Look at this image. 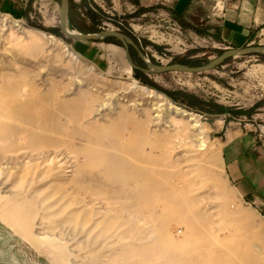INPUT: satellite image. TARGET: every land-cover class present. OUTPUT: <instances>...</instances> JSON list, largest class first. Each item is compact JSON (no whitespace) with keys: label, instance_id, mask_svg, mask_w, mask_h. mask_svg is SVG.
Returning a JSON list of instances; mask_svg holds the SVG:
<instances>
[{"label":"rangeland","instance_id":"obj_1","mask_svg":"<svg viewBox=\"0 0 264 264\" xmlns=\"http://www.w3.org/2000/svg\"><path fill=\"white\" fill-rule=\"evenodd\" d=\"M61 1L0 9V264H264V55L148 73L115 39L68 38ZM138 2L70 0L69 27L124 32L163 65L228 48L169 4ZM233 141L256 196L228 175Z\"/></svg>","mask_w":264,"mask_h":264},{"label":"crops","instance_id":"obj_2","mask_svg":"<svg viewBox=\"0 0 264 264\" xmlns=\"http://www.w3.org/2000/svg\"><path fill=\"white\" fill-rule=\"evenodd\" d=\"M30 0H0V9L15 15ZM169 4L173 13L194 26H203L214 33L229 49L264 44V0H139L149 8L158 3ZM245 142L233 141L226 146V170L229 177L246 194L256 196L258 189H249L248 175L243 168ZM244 163H246L244 161Z\"/></svg>","mask_w":264,"mask_h":264},{"label":"water","instance_id":"obj_3","mask_svg":"<svg viewBox=\"0 0 264 264\" xmlns=\"http://www.w3.org/2000/svg\"><path fill=\"white\" fill-rule=\"evenodd\" d=\"M69 9H70V0H62L60 13H59L60 29L68 38H72L80 41L82 40L105 41L110 38H115L121 42L122 47L126 50L127 58L131 63L133 69H141L148 73H166L171 71L201 73V72H207L213 70L221 63L236 56L249 54V53L264 55V45H258V46H247L244 48H237V49H231V48L226 49L218 57L211 60L207 64L201 66H189L182 63H173L167 65L154 63L145 57V55L141 52L136 42L124 32L116 31L114 29H105L96 33L87 34L72 30L69 27ZM131 46L138 51L140 57L148 66V68L139 67L134 63L130 53Z\"/></svg>","mask_w":264,"mask_h":264},{"label":"bare ground","instance_id":"obj_4","mask_svg":"<svg viewBox=\"0 0 264 264\" xmlns=\"http://www.w3.org/2000/svg\"><path fill=\"white\" fill-rule=\"evenodd\" d=\"M28 31H33V30L30 29ZM50 38H52L51 42H53L55 40L53 36H51ZM126 55H127V52H126ZM261 68L263 69V72H264V65H262ZM137 86L138 85H132V88H136ZM144 89H145L144 91L143 90H141V91L146 93L149 98L153 99L154 104L156 105V109H158L160 112H162V114L169 112V113H174L176 115L189 117V119L191 121H194L192 123L194 127L199 125V120L197 119V115L194 112L189 111L188 109L172 102L166 96L162 95L161 93H159L153 89H149V88H144Z\"/></svg>","mask_w":264,"mask_h":264},{"label":"trees","instance_id":"obj_5","mask_svg":"<svg viewBox=\"0 0 264 264\" xmlns=\"http://www.w3.org/2000/svg\"><path fill=\"white\" fill-rule=\"evenodd\" d=\"M70 21H71V24L73 26H76V23H75V21L73 19H71ZM110 39H115V38H110ZM110 39H107V40H110ZM115 40L117 41V43H119L121 45V42L119 40H117V39H115Z\"/></svg>","mask_w":264,"mask_h":264},{"label":"built area","instance_id":"obj_6","mask_svg":"<svg viewBox=\"0 0 264 264\" xmlns=\"http://www.w3.org/2000/svg\"><path fill=\"white\" fill-rule=\"evenodd\" d=\"M222 45V44H221ZM223 47H225L226 48V46L225 45H222ZM228 49V48H227Z\"/></svg>","mask_w":264,"mask_h":264}]
</instances>
